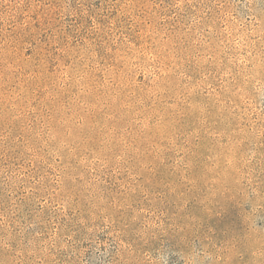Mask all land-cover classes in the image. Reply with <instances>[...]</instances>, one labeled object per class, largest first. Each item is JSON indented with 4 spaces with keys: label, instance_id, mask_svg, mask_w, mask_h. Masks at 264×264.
<instances>
[{
    "label": "rangeland",
    "instance_id": "374dc122",
    "mask_svg": "<svg viewBox=\"0 0 264 264\" xmlns=\"http://www.w3.org/2000/svg\"><path fill=\"white\" fill-rule=\"evenodd\" d=\"M0 264H264V0H0Z\"/></svg>",
    "mask_w": 264,
    "mask_h": 264
}]
</instances>
